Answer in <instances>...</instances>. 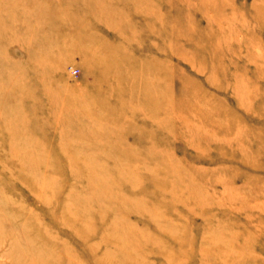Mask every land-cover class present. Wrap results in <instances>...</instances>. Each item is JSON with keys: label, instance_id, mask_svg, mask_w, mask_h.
<instances>
[{"label": "rangeland", "instance_id": "1", "mask_svg": "<svg viewBox=\"0 0 264 264\" xmlns=\"http://www.w3.org/2000/svg\"><path fill=\"white\" fill-rule=\"evenodd\" d=\"M0 264H264V0H0Z\"/></svg>", "mask_w": 264, "mask_h": 264}, {"label": "bare ground", "instance_id": "2", "mask_svg": "<svg viewBox=\"0 0 264 264\" xmlns=\"http://www.w3.org/2000/svg\"><path fill=\"white\" fill-rule=\"evenodd\" d=\"M236 211L240 212L239 210H236ZM247 240H244L243 243H240L241 240H240L239 236H237V238L232 242L233 243V247H232V251H231L232 256L236 255V253H238L237 249H239V248L242 251H249L251 249V244ZM219 242H221V241H219ZM253 247H254V245H253ZM221 255H222V251L220 249L219 256L221 257Z\"/></svg>", "mask_w": 264, "mask_h": 264}]
</instances>
